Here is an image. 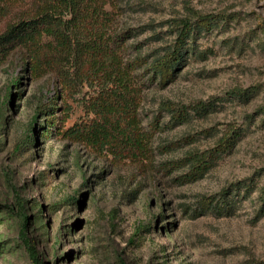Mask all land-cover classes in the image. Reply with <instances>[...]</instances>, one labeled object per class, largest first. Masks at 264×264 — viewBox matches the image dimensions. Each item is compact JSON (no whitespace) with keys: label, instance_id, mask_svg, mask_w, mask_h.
<instances>
[{"label":"rangeland","instance_id":"374dc122","mask_svg":"<svg viewBox=\"0 0 264 264\" xmlns=\"http://www.w3.org/2000/svg\"><path fill=\"white\" fill-rule=\"evenodd\" d=\"M114 9L119 28L132 34L126 58L141 53L149 60L173 38L155 35L168 31L166 20L193 11L235 14L223 28L199 37L200 49L212 48L207 59L191 58L164 88L157 83L145 88L143 125L149 128L167 99L183 104L212 96L225 100L209 116L177 126L168 124L171 115L163 112L164 127L150 142L149 157L142 164L117 161L55 131L44 138L39 127L29 140L36 111H52L60 90L50 73L32 77L21 70L19 57H10L0 67V264H33L20 238L23 214L29 216L27 232L42 264H264L259 197L264 184V0H115ZM63 68L74 84L66 122L71 126L87 117L83 101L93 87L78 77L73 56L63 60ZM144 70L137 73L149 83L151 74ZM21 76L20 88L13 87L23 91L22 99L6 105L7 87ZM250 86L260 88L247 102L230 94ZM227 125L241 126L245 134L202 179L180 181L189 165L165 169L190 151L214 147ZM190 134L194 141L180 143ZM251 177L258 188L233 216H194L204 196Z\"/></svg>","mask_w":264,"mask_h":264},{"label":"trees","instance_id":"16d2710c","mask_svg":"<svg viewBox=\"0 0 264 264\" xmlns=\"http://www.w3.org/2000/svg\"><path fill=\"white\" fill-rule=\"evenodd\" d=\"M115 0H0V67L10 57H19L21 70L32 77L50 73L57 83L55 100L50 112L46 107L38 109L29 124L28 138L33 141L38 127L40 135L50 138L54 131L71 142L83 145L98 156L113 157L117 161L142 164L149 157L150 142L164 127L163 112L170 113L168 124L187 123L192 117H207L216 112L225 97L212 96L206 100H195L188 104L170 99L164 100L157 113L143 125L141 106L144 90L157 83L164 88L174 81L179 71L191 58L207 59L212 48L200 49L197 41L203 34L223 28L235 14L193 11L185 17H172L165 21L168 31L155 34L163 39L172 35L171 42L152 59L139 53L135 58H126L125 52L131 31L119 28ZM165 34V35H164ZM264 50V40L260 42ZM74 57L79 69L78 77L93 87L83 101L87 117L66 126L72 109L69 98L73 82L63 68V60ZM144 67L149 72L148 81H142L137 70ZM22 76L15 78L7 87L5 104L14 105L22 99L20 88ZM14 86V87H13ZM259 86L236 89L230 92L245 102L259 90ZM58 99L61 101L59 103ZM61 111V115L57 112ZM47 114L39 121V116ZM3 109L0 111V129ZM60 119V120H59ZM213 128L205 131L212 132ZM241 126L227 125L214 147L203 151H190L186 156L169 161L165 169L189 165L187 172L178 177L181 182L202 179L218 161L230 152L245 134ZM195 135L179 139L180 143L195 140ZM191 138V139H190ZM25 141V140H23ZM18 143L17 151L23 146ZM170 162L173 164L170 165ZM262 174V173H261ZM257 179H243L221 190L219 194L204 196L195 217L206 213L218 216H233L238 204L257 190ZM261 216L264 215V184L260 187ZM29 216L23 214L20 238L33 264H42L39 252L28 235Z\"/></svg>","mask_w":264,"mask_h":264}]
</instances>
